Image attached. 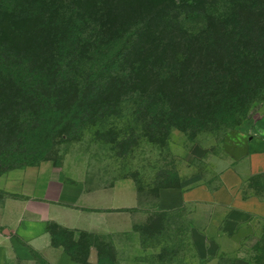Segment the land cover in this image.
<instances>
[{"label": "trees", "instance_id": "obj_1", "mask_svg": "<svg viewBox=\"0 0 264 264\" xmlns=\"http://www.w3.org/2000/svg\"><path fill=\"white\" fill-rule=\"evenodd\" d=\"M262 76L264 0H0L1 103L31 109L50 133L127 95L173 118L222 93L249 96ZM55 229L74 243L83 232L51 227L70 256Z\"/></svg>", "mask_w": 264, "mask_h": 264}, {"label": "rangeland", "instance_id": "obj_2", "mask_svg": "<svg viewBox=\"0 0 264 264\" xmlns=\"http://www.w3.org/2000/svg\"><path fill=\"white\" fill-rule=\"evenodd\" d=\"M144 59L145 35L133 61ZM256 83L249 96L222 93L173 118H155L145 110L143 96L127 95L105 116L91 122L83 113L76 124L65 121L51 133L48 121L38 123L31 109L3 105L0 95V171L49 162L65 180L85 183L95 197L133 189L137 206L130 232H83L74 243L71 233L55 229L56 245L63 244L75 264H264L263 222L253 219L227 239L221 229L229 218L225 209L190 205L161 211L158 203L160 188L216 180L227 136L264 120V76ZM9 264L51 263L36 253L33 261Z\"/></svg>", "mask_w": 264, "mask_h": 264}, {"label": "crops", "instance_id": "obj_3", "mask_svg": "<svg viewBox=\"0 0 264 264\" xmlns=\"http://www.w3.org/2000/svg\"><path fill=\"white\" fill-rule=\"evenodd\" d=\"M225 150L216 180L162 188L158 203L161 211L190 205L221 207L229 212L222 235L230 239L253 219L264 223V120L231 132ZM95 195L85 183L65 180L62 170L49 162L1 174L0 264L33 261L35 253L51 264H75L54 245L53 225L77 233L119 234L133 229L132 210L137 206L133 189Z\"/></svg>", "mask_w": 264, "mask_h": 264}]
</instances>
